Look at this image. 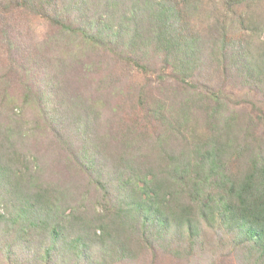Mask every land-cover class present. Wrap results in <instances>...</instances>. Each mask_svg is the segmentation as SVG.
Segmentation results:
<instances>
[{"label":"trees","instance_id":"trees-1","mask_svg":"<svg viewBox=\"0 0 264 264\" xmlns=\"http://www.w3.org/2000/svg\"><path fill=\"white\" fill-rule=\"evenodd\" d=\"M4 1L42 14L57 28L61 43H69L64 38L69 33L71 42L79 36L78 45L83 40L117 51L138 66L151 52L163 55L183 98L179 109L165 111L161 103L151 109L154 118L167 123L168 136L162 134L158 143H168L169 138L181 141L178 148L163 146L158 164L138 158L125 164L119 174L129 173L112 218L67 204L65 191L45 188L33 175L26 180L25 172L15 170L14 158L7 155L25 134L16 129L20 124L5 129L1 123L0 264H118L149 250L189 258L204 223L232 235L234 250L253 258L250 264H264V143L252 149V140L246 139L254 137L253 128L264 117L257 121L233 114L221 94L208 85L205 90L198 86L203 58L214 56L229 73L237 69L244 83L264 94V40L258 48L251 42L252 33L264 32V0H224L227 7L243 5L241 20L250 34L236 46L220 28L205 34L187 28L189 15L196 12H185L196 10L200 0H0V9L6 8ZM8 43L16 46L12 39ZM65 52L68 58L70 53ZM24 60L28 75L34 70L32 58ZM33 61L40 69L37 58ZM75 106L78 101L67 106L66 114L86 132L89 118L75 113ZM48 117L56 123L63 119L56 114ZM93 145L99 152L101 143ZM80 158L84 166V160L98 163L87 145Z\"/></svg>","mask_w":264,"mask_h":264},{"label":"rangeland","instance_id":"rangeland-1","mask_svg":"<svg viewBox=\"0 0 264 264\" xmlns=\"http://www.w3.org/2000/svg\"><path fill=\"white\" fill-rule=\"evenodd\" d=\"M2 5L6 8L0 9V124H4L5 129L8 125L13 128L14 124H20L16 129L25 134L7 153L14 158L11 160L13 168L25 172L26 180L30 174L45 188L65 191L67 204H78L94 215L102 212L112 218L120 205L119 199L129 173L121 175L119 172L125 169L127 162L138 158L158 164L163 146L170 143L178 148L181 141L169 138L168 143L160 145L159 137L164 133L168 136L167 123L158 121L151 111L157 103L163 104L165 111L182 106L183 94L172 66L164 62L163 55L152 52L140 61L143 65L138 66L117 51L112 53V50L89 45L83 40L78 45L79 36L78 40L71 42L69 33L64 36L69 43H61L56 38L59 36L57 28L42 14L15 2L4 1ZM198 5L196 10L185 12L187 15L196 12L189 15L188 29L205 34L220 28L227 39L235 41V46L249 36L241 20L242 4L227 7L224 0H200ZM205 38L204 47L208 37ZM11 39L16 42L13 48L8 43ZM263 40L264 32L252 33L254 48L262 46ZM67 44L70 47L65 46ZM65 51L70 53L68 58ZM28 55L32 58L34 70L27 75L24 59ZM60 56L64 61H60ZM34 58H37L40 69H36ZM16 59L17 65L14 64ZM203 60L206 62L199 75L202 80L199 90H205L204 85H208L228 102L230 112L260 121L259 118L264 117L262 90L244 83L236 75L237 69L229 73L221 59L213 56ZM56 89H60L58 93L63 95L62 100ZM41 91L44 95L40 94ZM75 101L79 102V106L74 107L75 113L89 118L90 126L86 132L81 124L77 126V119L66 114L67 106ZM47 113L63 119L56 123L55 118H49ZM262 122L253 128L254 137L247 135L246 139L252 140V149L264 143V118ZM239 124L245 125V122L239 121ZM201 130L207 129L201 126ZM244 138L241 139L244 141ZM93 143H101L99 152ZM83 145L88 146L98 163L90 164L85 160L86 166L81 163ZM15 150L17 154L13 153ZM29 188L35 190L36 187L30 185ZM202 226L198 246L189 258L149 250L118 264L252 262L253 258L249 260L246 253L234 250L232 235L205 223Z\"/></svg>","mask_w":264,"mask_h":264}]
</instances>
